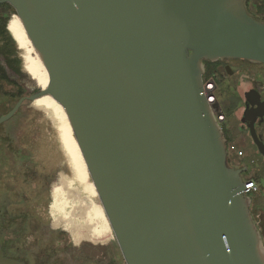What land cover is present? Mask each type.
Segmentation results:
<instances>
[{
	"label": "water",
	"instance_id": "95a60500",
	"mask_svg": "<svg viewBox=\"0 0 264 264\" xmlns=\"http://www.w3.org/2000/svg\"><path fill=\"white\" fill-rule=\"evenodd\" d=\"M244 2L0 0L48 77L45 89L0 116L12 128L0 145L1 187L10 171L44 173L22 165L30 157L11 144L34 124L10 119L25 102L50 96L67 117L125 264H264L243 170L228 164L221 112L202 81L203 61L264 65V23ZM63 189L43 210L52 224Z\"/></svg>",
	"mask_w": 264,
	"mask_h": 264
},
{
	"label": "flooded vegetation",
	"instance_id": "af4514ba",
	"mask_svg": "<svg viewBox=\"0 0 264 264\" xmlns=\"http://www.w3.org/2000/svg\"><path fill=\"white\" fill-rule=\"evenodd\" d=\"M244 5L250 17L264 23V0H245ZM12 27L18 40L26 47V37L20 23L13 21ZM202 64L203 84L211 85L210 94L214 98V103L218 105L220 116L223 117L219 125L225 142L233 143L236 149L243 153L240 159H235L233 154H229L228 164L236 169H243L241 172L243 179L248 176L254 177L261 190V186H264V65L244 60L221 59L214 62L203 61ZM38 67L39 62L36 65L29 58L31 74L25 72L33 79L37 75ZM4 68L9 78L17 81L8 74L5 65ZM10 72L15 74L11 69ZM37 91L29 93L25 91L23 96ZM26 103L30 104L29 102L24 104ZM36 104L39 105L38 111L56 125L69 176L59 174L58 181L52 186L50 193L44 175L33 180L35 184L31 183L34 186L28 195H20L21 187L14 186L15 183L12 184L14 180L8 187L0 185V264H112L110 252L98 254L97 247H89L86 251L85 246L78 245L83 241L89 243L106 241L96 212L98 197L87 172L90 189L82 182L81 168L75 163L61 127L58 128L61 117L42 101ZM31 106L35 107L33 103ZM8 107L5 99L0 100V116L7 113H4V110ZM18 113L19 111L10 120L17 117ZM63 117L65 118L64 113ZM3 125H0V145L6 142L5 138H9L10 130L12 131V128L6 129ZM3 128L7 131L2 132ZM73 141L75 142L74 137ZM15 152L20 158L27 155L20 150ZM2 155L7 157L6 149L2 150ZM248 162L254 166V170L249 173L246 166ZM61 188L64 189L58 194V198L61 199L60 217L52 224L51 217L50 222L45 219L43 210L47 207L50 209L48 198L52 200L51 195L56 193V189ZM249 209L252 220L264 240L260 220L264 217V196L258 198L256 202L251 200ZM48 212L50 214V211ZM66 233L70 235L73 245L61 244Z\"/></svg>",
	"mask_w": 264,
	"mask_h": 264
},
{
	"label": "rangeland",
	"instance_id": "374dc122",
	"mask_svg": "<svg viewBox=\"0 0 264 264\" xmlns=\"http://www.w3.org/2000/svg\"><path fill=\"white\" fill-rule=\"evenodd\" d=\"M12 15L14 14H10L8 16V18L6 19V22H7L6 24H7L8 36L11 37L14 44L11 45L10 42H8V44H10L11 59H17L18 56L20 57L21 62L18 60L19 68H20L19 75L18 74L16 75L10 72V68L8 67L5 61V58H3L1 55H0V60L2 62V65L3 66L5 65V67L8 69V74L11 77H13L15 80H17L20 86H22L24 90L29 93L31 91L39 90L35 81L31 79L29 75L25 72L27 71L28 73H30L29 58L31 59V61H33L35 57H34L33 49L31 48V44L29 43L28 39L26 38V43H27L26 47L23 46L21 42L18 40L17 38L18 36L12 27L13 21L8 24ZM20 26L23 30V27L21 24ZM35 61L38 63L37 59ZM4 89H6L7 91L15 90L14 86L10 84H5ZM40 101H42L45 105L50 107L52 111H54V113L56 112V114H59L58 116L61 117V119L59 118L61 122L58 128L60 129L61 127V132L64 134L67 145L71 149L73 158L75 159V163L81 168V171L83 174L82 182L86 184L88 188L90 189L91 186H90V181L88 179V175L86 173L87 171L85 169V166L81 159L79 151L76 148L75 142L73 141V136H71V131H70L68 122L66 118L63 117V113L60 109L61 107L57 105L51 98H43L39 100V102ZM38 110L39 109L32 107L31 104L26 103L20 108L17 117H15V119H19L20 124H23V126H27L28 124H34V126L31 127V131L35 130V132H33L32 134H23V137L21 135L13 136L11 140V144L15 150H20L21 148L22 149L21 152L26 153L27 155L25 156L30 157L29 161H23L22 165H27V166L31 165L35 167L39 166L40 168L43 169V172H44V173H38V172L16 173L15 172L16 174H14L13 171H10V181L5 185V187H8L10 183L13 182L12 180H14L15 182H13L12 184L15 183L14 186L17 185L19 188L21 187V193H20L21 196L24 194L28 195V193L30 192V190H32V187L34 186L33 184L31 185V183L33 182L35 184L33 180H35L36 177L37 178L40 177V175L41 176L44 175L45 183L49 184V193L51 192L52 186L57 183L59 174H61V172L59 173L58 171H62L63 174H65L66 176H69V170L66 166L65 157L61 150V144L59 142L56 125L54 124L53 121H51L50 118H47L43 113L39 112ZM4 128L2 132L7 131L6 130L7 128L6 129ZM5 139L9 140L10 137L9 138L6 137ZM23 146H27V147L33 146V148L29 147V148L23 149ZM36 155L41 156V159L43 160L34 159ZM246 166L248 168L247 169L248 173L254 170L253 164L248 162ZM45 172L47 173L45 174ZM261 187L262 188L260 192H258L257 194L248 195V198H250L252 202H256L258 198H262L264 196V186H261ZM101 209H102L101 204L98 201V204L96 205V212L101 214ZM260 220H261V228L264 234V217L260 218ZM108 238H110V240H108ZM98 239L101 240L100 237H98ZM105 239L106 241H101V243H97V242L89 243V242L83 241L81 244H78V245L85 246L86 251L89 250V247H97L96 251L98 254L99 252H101L102 254H105L106 252H110L111 261L113 262L112 264H125L111 228H110V235H108ZM61 242L63 246L73 245V242H71V237L68 233H66L62 237ZM262 242L264 244V240H262ZM105 248L107 250H105Z\"/></svg>",
	"mask_w": 264,
	"mask_h": 264
},
{
	"label": "trees",
	"instance_id": "16d2710c",
	"mask_svg": "<svg viewBox=\"0 0 264 264\" xmlns=\"http://www.w3.org/2000/svg\"><path fill=\"white\" fill-rule=\"evenodd\" d=\"M10 14H14V15H12L8 24L11 23L12 21H15V20L17 21L18 17L15 14L13 8L9 4H7V3L0 4V55L3 58H5V61L8 65V67L11 70H13L16 75L17 74L19 75V73H20L19 61L17 59H11V56H10V44L11 45L14 44L11 37L8 36L7 24H6L7 23L6 19L8 18V16ZM8 42H10V44H8ZM31 48L33 49L32 46H31ZM33 53H34V57L39 62L37 75L35 78H33V80L35 81V83L39 89H44V87L46 86L47 81H48L47 73H46L43 65L41 64L40 60L38 59L34 49H33ZM5 84L13 85L15 90L7 91L6 89H4ZM23 95H25V91H24L23 87L20 86L17 81H14V80L9 78V76L7 75L5 68L2 65V62L0 60V100L5 99V101H7V103L9 104V107L6 110H4V113L10 111L12 109V107L17 103V101ZM43 98H50V97L44 96V97H41V98L35 100L33 102L35 108L39 109V105H37L36 103ZM248 180L255 181V178L252 176H248V177L244 178V181H248ZM98 221L102 225L101 230L106 235V236L105 235L104 236L107 237L108 235H110L109 223L105 217L103 210L101 211V215H100V213H98ZM108 240H110V238H108Z\"/></svg>",
	"mask_w": 264,
	"mask_h": 264
},
{
	"label": "built area",
	"instance_id": "2783aa9c",
	"mask_svg": "<svg viewBox=\"0 0 264 264\" xmlns=\"http://www.w3.org/2000/svg\"><path fill=\"white\" fill-rule=\"evenodd\" d=\"M211 85H207L205 86V89L209 92H211ZM211 95V94H210ZM208 103H213L214 102V98L213 96H209L207 98ZM222 116H219L217 118V121L220 122L222 120ZM227 150V155L229 154H233L235 159H240L243 155L242 151L239 149H236L235 145L233 143H229L227 144L226 147ZM243 170V169H242ZM245 182V186H244V193L246 196L250 195V194H257L258 192H260V188L259 186L256 184L255 181L252 180H248V181H244Z\"/></svg>",
	"mask_w": 264,
	"mask_h": 264
},
{
	"label": "bare ground",
	"instance_id": "6f19581e",
	"mask_svg": "<svg viewBox=\"0 0 264 264\" xmlns=\"http://www.w3.org/2000/svg\"><path fill=\"white\" fill-rule=\"evenodd\" d=\"M18 17V16H17ZM20 24H21V22H20V20H19V18H18V20H17ZM22 25V24H21ZM23 27V26H22ZM23 30H24V28H23ZM25 32V31H24ZM25 35H26V33H25ZM26 38L28 39V37H27V35H26ZM28 41H29V43L31 44V42H30V40L28 39ZM31 46H32V44H31ZM33 47V46H32ZM34 49V48H33ZM35 51V50H34ZM35 53H36V51H35ZM36 55H37V53H36ZM37 57H38V55H37ZM38 59L40 60V58L38 57ZM34 64H36V65H38V63L37 62H35L34 61V59H33V61H32ZM40 62H41V60H40ZM41 64H42V62H41ZM43 65V64H42ZM44 67V66H43ZM45 69V68H44ZM46 71V70H45ZM47 83H48V81H47ZM46 86H47V84H46ZM46 86L44 87V89L46 88ZM44 97V96H43ZM48 97H50V96H48ZM51 98V97H50ZM39 99V98H38ZM52 99V98H51ZM53 100V99H52ZM54 101V100H53ZM55 102V101H54ZM56 103V102H55ZM57 104V103H56ZM58 105V104H57ZM60 106V105H59ZM62 109V108H61ZM62 111H63V109H62ZM63 113H64V111H63ZM64 116H65V118H66V120H67V117H66V115H65V113H64ZM67 122H68V120H67ZM68 125H69V122H68ZM69 127H70V125H69ZM70 130H71V128H70ZM71 132H72V130H71ZM72 135H73V133H72ZM74 137V136H73ZM74 140H75V138H74ZM75 142H76V140H75ZM76 145H77V142H76ZM77 148H78V150H79V147H78V145H77ZM79 153H80V150H79ZM80 155H81V153H80ZM81 157H82V155H81ZM82 160H83V157H82ZM83 162H84V160H83ZM84 165H85V163H84ZM85 167H86V165H85ZM86 170H87V168H86ZM87 173H88V171H87ZM89 175V174H88ZM90 177V176H89ZM90 180H91V178H90ZM92 182V181H91ZM92 185H93V183H92ZM94 187V186H93ZM95 189V188H94ZM95 192H96V190H95ZM96 195H97V192H96ZM97 197H98V195H97ZM98 201H99V198H98ZM103 210V209H102ZM106 217V216H105Z\"/></svg>",
	"mask_w": 264,
	"mask_h": 264
}]
</instances>
